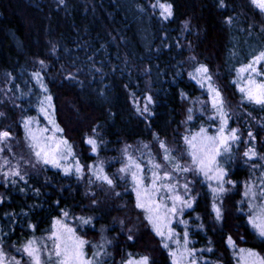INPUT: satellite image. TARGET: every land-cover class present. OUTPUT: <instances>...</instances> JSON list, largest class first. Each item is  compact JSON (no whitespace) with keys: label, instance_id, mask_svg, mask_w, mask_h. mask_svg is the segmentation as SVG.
<instances>
[{"label":"trees","instance_id":"obj_1","mask_svg":"<svg viewBox=\"0 0 264 264\" xmlns=\"http://www.w3.org/2000/svg\"><path fill=\"white\" fill-rule=\"evenodd\" d=\"M171 2L175 4V17L165 21L159 15L160 9L153 7L157 0H0V112L5 113L0 117V128L11 127L19 141L20 171L27 181L19 177L0 179V196L5 197L0 203V244L9 261L15 257L27 262L28 257L16 249L30 239L44 249L47 260L46 236L53 219L63 218L60 209L64 208L71 213L67 224L89 241L85 248L89 257L97 250L93 245L112 240L106 248L108 256L102 257L106 264H120L127 252L148 254L155 264H172L143 210L135 207L130 176L120 179L118 169L126 161V147L128 154L139 161L149 152L159 162L162 151L154 133L176 150L174 155L183 153L181 162H186L183 136L207 124L212 128L206 106L209 96L189 77L201 63L208 65L214 85L226 101L230 99L228 125L240 130L241 141L233 147L227 178L237 183L234 187L227 185L230 191L224 200L226 216L222 224H216L211 215L207 181L202 175L185 174L195 181L191 185L194 194H200L195 210L188 209L184 214L189 220L190 237L195 240L193 247H210L211 252L203 253L231 264L234 249L226 243L231 235L238 249L253 248L264 255V243L246 224L244 214L237 211L241 206L237 202L244 198L245 182L259 185L264 172V160L245 163L242 155L249 129L258 133L255 144L264 155V110L242 101L233 83L236 70L251 55L264 50V14L249 0H226L225 8L218 6V0ZM227 16L233 17L231 24L226 23ZM185 20L190 21L187 29ZM37 71L53 97L52 118L63 129L60 134L74 154L66 161L75 165L78 160L89 166L82 179L38 162L30 151L23 118H35L39 129H52L39 111L45 93L32 78ZM69 72L77 79L66 80ZM181 92L186 96L182 97ZM147 95L153 96L155 104L150 106L154 115L145 119L136 106L142 107ZM190 114L193 119L189 121ZM94 128L100 141L97 152L86 143ZM97 164L116 180L119 196L93 178L91 171ZM179 176L182 186L184 176ZM34 189H39V194ZM93 192L99 201L96 206L91 204ZM80 216L96 217L94 227L81 226L76 219ZM121 219L125 221L123 232ZM200 223L203 229L197 227ZM128 227L136 234L134 242L126 239ZM155 248L160 249L156 256Z\"/></svg>","mask_w":264,"mask_h":264},{"label":"snow or ice","instance_id":"obj_2","mask_svg":"<svg viewBox=\"0 0 264 264\" xmlns=\"http://www.w3.org/2000/svg\"><path fill=\"white\" fill-rule=\"evenodd\" d=\"M60 3H64V0H60ZM249 3L261 14H264V0H249ZM218 6L221 8L227 7L226 0H218ZM153 7L160 9L159 15L165 21L175 17V4L171 0H163V2L157 0ZM225 21L231 24L233 17L227 16ZM183 24L184 28L187 29L190 21L185 20ZM192 59L194 60L195 57H192ZM39 63L41 66L45 64L43 60H40ZM236 73V79L233 80V83L241 93V100L257 105L261 110H264V50L251 55L248 62L242 64L236 70ZM8 75L11 76V73ZM189 77L202 88L206 87L208 90L215 118L220 122L216 134L209 135L207 130L201 127L199 132L183 136V142L186 146L184 151L191 159V164L189 165L181 163L183 153H181V156L174 155L173 153L176 150L170 148L166 140L160 139L159 135L154 133V138L162 151V162L149 158V164L151 165L148 169V172H150L149 183L145 182L149 180V177L145 175L144 166L132 155L128 154L127 147L124 150L126 161L118 169V172L122 174L120 179L127 180L129 176L131 177L132 191L136 197L135 207L143 210L145 220L154 234L160 238L162 248L168 251L172 264H200L201 261V257L196 255L198 250L189 247L192 243L189 239V221L183 219L186 209L195 210L194 206L200 194H194V189L190 185L194 184L195 181L187 180L186 175L184 177L185 182L181 186L179 174L191 173L194 176L202 175L204 177L212 197L211 215L216 224H222L226 216L224 200L230 191L227 185L234 187L237 183L227 178L229 165L232 162L233 146H238L241 141L240 130L228 126L231 117L227 110V101L220 88L214 85L208 65L199 64L195 67L194 72L189 73ZM32 78L45 93L39 101V111L45 115L49 124L53 125V127L51 129L52 135H46L49 129H33L32 125L38 123L35 118L24 117L23 127L29 147L34 151L38 162L62 169L66 176L74 174L78 179H82L85 167L89 166L81 165L78 160L75 165H65L63 163L69 156L74 155L71 145L68 144L66 139L56 138L55 134L57 132L62 133L63 129L52 118L55 112V106L52 103L53 97L49 92L48 86L44 83L41 73L38 71L33 72ZM65 79L71 81L76 80L77 77L74 73L69 72ZM132 95L135 96V93H132ZM181 96H186V93L181 92ZM144 99L146 103L142 107L137 104L136 111L147 119L154 115L150 106L155 104V100L152 95H147ZM49 110H51L52 115L49 114ZM188 111L191 113L192 109ZM3 116H5V113L0 112V117ZM187 119L189 121L192 120V115L190 114ZM261 127L264 128V125H261ZM257 135L258 133L251 129L247 132L248 140L245 141L247 146L242 154L245 163H249L253 159L264 160V155L257 151L253 143L257 140ZM97 136L98 133L94 128L93 135L86 139V143L91 147L92 152H97L100 145ZM12 138L11 127L0 128V152H3L4 148L10 145ZM5 163H8V161L5 160ZM252 167L256 168L257 165L253 164ZM261 167H264V165H261ZM4 175L6 177H19L20 180L27 183L18 166L10 168ZM93 175L96 180L101 182V186L107 185L108 189L114 192L115 195H120V193L115 192L117 187L116 180L105 173L102 166L97 167L93 171ZM213 181H215V184L212 183ZM12 183L15 184L16 181L13 180ZM92 183L93 181L89 180V184ZM181 187L182 193L180 191ZM19 190L24 191V189ZM34 191L39 194V189H34ZM91 196L93 197L91 204L93 206L98 205L99 201L94 198V192L91 193ZM243 196L244 198L237 202L238 205H241L237 208V211L244 214L246 224L253 230L255 237L264 243V172L261 174L259 185L245 182ZM4 199V196H0V203H3ZM57 204H59V201H57ZM245 207L247 211H245ZM60 212L64 219H53L49 235V239L52 241V248L48 250L47 260L44 259V249L39 247L34 239H30L16 249L17 252H22L28 257L27 262L23 261V259L16 260L15 257H12L9 261L3 245L0 244V264H106V260L102 259V257L108 256L106 248L113 241L105 240L103 244L93 245L97 250L93 251L91 257H89L85 251L89 241L78 235L77 229L70 227L65 222L71 213L64 208H61ZM5 215L10 214L5 213ZM25 215L27 214L25 213ZM76 219L81 226L94 227L96 217L80 216L76 217ZM196 219H200L199 214H197ZM174 221L184 226L182 236L172 227ZM119 225L123 232L125 230V221L119 220ZM28 226L33 229L36 227L32 224ZM197 227L203 229L205 226L200 223ZM126 239L129 242L135 241L136 234L133 228H127ZM240 239L243 240L244 237ZM169 242L176 244L177 247L175 249L171 248ZM226 243L229 247L236 248V242L231 235L227 236ZM44 247L47 246L45 245ZM199 251L211 252L212 248L209 247ZM239 253L242 254L243 264H264V255L253 248H240ZM120 264H155V261L148 254L127 252L122 257Z\"/></svg>","mask_w":264,"mask_h":264},{"label":"rangeland","instance_id":"obj_3","mask_svg":"<svg viewBox=\"0 0 264 264\" xmlns=\"http://www.w3.org/2000/svg\"><path fill=\"white\" fill-rule=\"evenodd\" d=\"M204 89V91H206V93L208 94V90H207V88L206 87H204L203 88ZM208 96H209V94H208ZM227 104H232L231 102H230V99H227ZM142 106H143V104H142ZM206 106H207V108L209 109V111H210V115H209V117H208V120H209V122H210V124H211V126H212V128L211 129H209V126L210 125H206V130H207V133L209 134V135H215L216 134V132H217V129H218V127H219V120L218 119H216L215 118V113H214V111H213V108H212V102H211V97L209 96V99L206 101ZM231 114V113H230ZM202 123V122H201ZM199 125H200V122H199ZM229 126V125H228ZM33 127V129H39V127L37 126V124H34V126H32ZM52 127H53V125H52ZM200 129V128H199ZM199 129L195 132V133H197V132H199ZM191 134H193V133H191ZM46 135H49V136H51L52 135V133H51V129H49V132L46 134ZM56 138L57 139H64L63 137H62V135L60 134V132H57L56 134ZM17 138H16V136H14V134H13V138H12V140L10 141V145L8 146V147H5L4 148V151L3 152H0V166H2V167H0V179H1V176L4 178V180H10L13 176H5L4 175V173H6V172H8L9 171V169L10 168H15V167H19V170L22 168V151L21 152H19V150L17 149V147H16V144L17 143H19V141L18 140H16ZM248 140V137L246 138V141ZM254 144H255V141L253 142ZM255 146H256V144H255ZM234 147V146H233ZM17 149V150H16ZM256 149H257V147H256ZM30 151H32V155L36 158V156L34 155V151L31 149ZM180 154L179 153H177V156H179ZM141 156V155H140ZM70 157V156H69ZM68 157V158H69ZM186 157H187V160H186V162H181V163H184V164H191V159H190V157L189 156H187V154H186ZM141 158H142V160H140L139 161V159H138V161L139 162H141L142 163V165L144 166V169H145V175H147L148 177H149V180H146L145 182L146 183H149L150 182V172H148V169L151 167V165L149 164V158H151L152 160H154V161H157L156 160V157L154 156V157H151V155L149 154V152H147L146 153V155H144V157H142L141 156ZM5 160H7L8 161V163H5ZM69 160V159H68ZM158 162V161H157ZM159 162H162V157H160L159 158ZM65 164H70V163H68L67 161H65ZM100 166H102L101 164H97L96 165V167L95 168H93L92 169V171H91V175L93 176V178L96 180V178H95V176L93 175V171L97 168V167H100ZM190 174V173H189ZM180 175V174H179ZM185 174H183V173H181V176H184ZM185 177V176H184ZM131 178V177H130ZM187 180H190V176L188 175V177H187ZM213 184H215V181H213L212 182ZM182 185H183V183H182ZM191 186V185H190ZM180 190H182V188L180 189ZM181 193H182V191H181ZM188 209H186L185 211H187ZM62 219H64V218H62ZM183 219H185V220H188V219H186L185 218V216H183ZM67 220V219H66ZM65 220V222L67 223V221ZM69 221H70V219H69ZM72 221V220H71ZM189 221V220H188ZM172 227H174L175 228V230H176V232L177 233H180L181 234V236H182V233H183V231H184V226L183 225H181V224H178V223H176L175 221L173 222V224H172ZM49 235H50V233L46 236V240H45V244H46V242L48 243V250L49 249H51L52 248V241L49 239ZM189 239L192 241V243L189 245V247H193V244H194V242H195V240L194 239H192L191 237H190V235H189ZM170 243V247L171 248H173V249H175L176 247H177V245L176 244H174V243H171V242H169ZM181 243H182V240H181ZM156 244V243H155ZM196 247V246H195ZM195 247H193V248H195ZM145 249V248H144ZM195 249H197L198 251H197V253H196V255L198 256V257H201V261H200V264H224V262L223 261H220L221 260V258L220 259H218V260H213L212 258H209L207 255H206V253H203V252H201V251H199V250H201L199 247H197V248H195ZM237 249V250H236ZM240 249V248H239ZM239 249H238V247H236L235 249H234V251L232 252V255H231V264H243V260H242V258H241V255L242 254H240L239 253ZM160 249H158V248H155V251H154V256H156V254H157V252L159 251ZM207 262H209V263H207Z\"/></svg>","mask_w":264,"mask_h":264}]
</instances>
